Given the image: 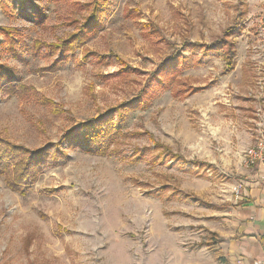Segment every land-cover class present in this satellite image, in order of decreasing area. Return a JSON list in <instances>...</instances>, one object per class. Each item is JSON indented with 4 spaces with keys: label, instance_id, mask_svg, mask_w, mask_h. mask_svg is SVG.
Here are the masks:
<instances>
[{
    "label": "rangeland",
    "instance_id": "obj_1",
    "mask_svg": "<svg viewBox=\"0 0 264 264\" xmlns=\"http://www.w3.org/2000/svg\"><path fill=\"white\" fill-rule=\"evenodd\" d=\"M19 5L0 0V28L23 40L12 48L0 29V147L56 158L21 190L13 167L0 172V264H225L211 228L251 165L264 0L28 2L42 19ZM97 6L101 24L85 42L50 55L47 44L71 40ZM231 33L232 69L225 48L187 46ZM176 48L186 69L144 105ZM190 86L201 89L174 94ZM109 108L121 131L105 154L56 145ZM166 146L189 162L153 161Z\"/></svg>",
    "mask_w": 264,
    "mask_h": 264
},
{
    "label": "trees",
    "instance_id": "obj_2",
    "mask_svg": "<svg viewBox=\"0 0 264 264\" xmlns=\"http://www.w3.org/2000/svg\"><path fill=\"white\" fill-rule=\"evenodd\" d=\"M31 1L32 0H18V3L20 4V11H23L27 18L42 19V15L39 14L37 16L38 18H35L36 15L33 14V11H28L26 9L27 3ZM95 8V12L93 11L86 20L85 24L80 26L78 28V31L71 36V40L68 39L67 41L59 42L57 44H47V49L50 50V55L53 56L56 53L64 55V53L66 52L76 51V48L80 47L83 41L85 42L86 39L84 40V37L89 36V33L95 31V27H99L101 24V16L103 15V11H101L98 6ZM0 29L5 34H7L9 30L8 28ZM154 34L159 35L160 30L158 28H153V30H150V32H148V35ZM7 35V40L12 41V48H14L15 46L17 47L19 44H23L22 39L12 37L9 34ZM231 35L232 33L227 35L228 37L220 38L212 42L211 44L189 41L187 46L192 49L200 48L204 51L225 48V51L227 52V63H230L229 65L232 69L234 66V63L232 62V56L235 53V43L230 38ZM186 62L187 57L183 55V51L181 50V48L174 49L171 54L166 58V60H164V62H162L158 66L156 73L154 72V74L152 75L151 82L154 86H152L151 92L149 88L145 89L147 95L144 94V96L147 97L144 99L143 104L147 105L146 99L150 98L148 96L150 93L155 94L158 90L166 89L168 81H171L174 77L176 78L177 75H180L186 69ZM184 89L185 91L189 89L190 91H187L189 94L192 91L196 92L200 90L201 87H184L182 89L176 90L174 94L181 93ZM140 99L141 98H139V100ZM112 111H115L114 108H109V110L99 115L96 119H92L90 121L78 124L71 129H68L64 133L61 142H58L56 145H61L63 140H68L70 142V146L72 147H80L92 153L105 154L109 146L115 142V137L121 131V124L118 120L117 122L114 121V117H112L113 114L111 115ZM171 150L172 149L168 146L164 147L162 154L158 155L157 157L155 156V159L153 161L156 162L159 160L163 162H169L170 160L183 159L182 161L184 163L189 162L188 160H184L181 155L171 152ZM0 151V172L2 171V173H6L10 170L9 167H13L15 172L14 179L16 181L15 187L19 190L22 189V185L25 184V180L32 173V171H34V169H36L37 167H41L39 166L40 164H44L45 162L47 163L51 159L56 158V155H54V153L49 150H46L45 153H42L39 156L36 152L37 150L32 151L23 148V153L21 154L17 152L16 149L8 145L5 146V148L0 147ZM138 157L139 154L136 155L135 153L133 159H136Z\"/></svg>",
    "mask_w": 264,
    "mask_h": 264
},
{
    "label": "crops",
    "instance_id": "obj_3",
    "mask_svg": "<svg viewBox=\"0 0 264 264\" xmlns=\"http://www.w3.org/2000/svg\"><path fill=\"white\" fill-rule=\"evenodd\" d=\"M255 83L263 93L256 96L258 103L254 109L264 110L263 73L255 74ZM253 121L256 142L259 137H264V126L258 115ZM250 164L240 169L242 172L232 185L238 192H233L230 202L224 204L226 207L223 205L221 226L211 228L221 239L219 247L225 264L237 259H243L247 264L264 260V162Z\"/></svg>",
    "mask_w": 264,
    "mask_h": 264
},
{
    "label": "built area",
    "instance_id": "obj_4",
    "mask_svg": "<svg viewBox=\"0 0 264 264\" xmlns=\"http://www.w3.org/2000/svg\"><path fill=\"white\" fill-rule=\"evenodd\" d=\"M259 30H260L259 33H262L260 36L262 38V42L264 45V23L262 25H260ZM257 115L260 117V120H261L259 122H262V123H260L261 126H264V110H263V108L258 109L256 116ZM247 157H248V160L250 161V163H253L255 161L264 162V137H259L257 139V141L254 143V145L248 149ZM235 190L238 192L237 188ZM230 264H247V263L243 259H237ZM255 264H264V260L257 262Z\"/></svg>",
    "mask_w": 264,
    "mask_h": 264
}]
</instances>
